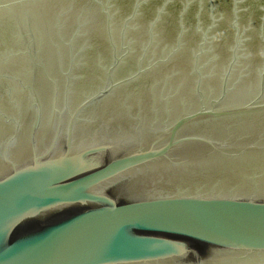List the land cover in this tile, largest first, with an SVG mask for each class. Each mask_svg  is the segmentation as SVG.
Masks as SVG:
<instances>
[{
    "label": "water",
    "instance_id": "1",
    "mask_svg": "<svg viewBox=\"0 0 264 264\" xmlns=\"http://www.w3.org/2000/svg\"><path fill=\"white\" fill-rule=\"evenodd\" d=\"M0 264H264V0H0Z\"/></svg>",
    "mask_w": 264,
    "mask_h": 264
}]
</instances>
